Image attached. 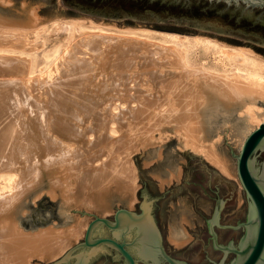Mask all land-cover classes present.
Masks as SVG:
<instances>
[{
  "label": "bare ground",
  "instance_id": "obj_1",
  "mask_svg": "<svg viewBox=\"0 0 264 264\" xmlns=\"http://www.w3.org/2000/svg\"><path fill=\"white\" fill-rule=\"evenodd\" d=\"M43 20L38 5L0 0V264L61 256L88 224L71 207L102 214L113 197L134 194L132 154L142 147L175 137L234 176L212 124L220 114L240 120L242 144L264 121V55L250 47L104 20ZM59 28L64 48L54 44L35 75L33 37ZM43 193L71 222L24 227L28 203Z\"/></svg>",
  "mask_w": 264,
  "mask_h": 264
},
{
  "label": "water",
  "instance_id": "obj_2",
  "mask_svg": "<svg viewBox=\"0 0 264 264\" xmlns=\"http://www.w3.org/2000/svg\"><path fill=\"white\" fill-rule=\"evenodd\" d=\"M170 1L188 3L189 0ZM208 1L222 2L224 8H229L239 17L249 16L256 21H264V16L258 17V11L254 10L255 8L264 9V0ZM260 147H264V121L256 125L246 135L238 153L233 154L236 159V170L239 181L251 198L254 207V211L251 212L250 219L246 223L248 225L247 231L240 239L238 248L219 244L212 224H210V232L214 246L221 248L225 253L233 251L236 254L235 258L229 264H264V167H262L259 173V164H255L252 158L253 154ZM143 149L144 147H142V153L134 155L140 180L144 184L140 189L143 195L140 207L144 209L143 212L137 214L126 208H118L114 211V220L105 216L90 214L93 218L87 224L82 239L83 241L81 240L74 244L61 256L46 264H122L119 262L113 263L106 256H102L101 254L109 252V250L100 245H106L117 250L125 258V264H135V259L127 250L126 246H132L136 242L140 243L137 254L143 258L150 257L154 260V257L158 259L161 256L168 264H185L184 262L190 264V261L197 262L194 259V255L196 251L201 250L200 248L202 246L207 245L206 232L196 230L191 222L185 221L186 219L183 216L178 217L181 219V222H179L181 223V228L171 227L170 223L174 216L166 211L161 218L162 232L159 234L150 215L149 209L152 208L150 205L152 202L150 195H157L167 191L177 194L165 198L163 208H168V206H172L174 203H190L191 200L185 199L186 193H197L200 191L198 185L205 184L209 178L210 180L214 179V181L215 179L222 181V178L205 163L202 155L178 152L175 147V139L163 143L160 146L146 149L145 156L140 159V156L143 154ZM173 182L175 183L172 185ZM186 182L189 184H183ZM178 185L180 187L176 189L175 186ZM235 186V182L232 181L231 184L222 186L221 192H235ZM181 193H184L183 198L178 195ZM183 208H179V210ZM134 226L137 228V233L132 241L127 242L125 239L118 241V237L120 238V235L118 236L119 230L124 229L125 232H128ZM93 235H112V237H94ZM192 236H198L201 243L187 246L183 249L174 248L171 245L172 242L177 246L183 245ZM161 237L166 249L179 256L184 262L166 253L161 244ZM151 241H154V243H151ZM154 264L159 263L157 260H154Z\"/></svg>",
  "mask_w": 264,
  "mask_h": 264
},
{
  "label": "flooded vegetation",
  "instance_id": "obj_3",
  "mask_svg": "<svg viewBox=\"0 0 264 264\" xmlns=\"http://www.w3.org/2000/svg\"><path fill=\"white\" fill-rule=\"evenodd\" d=\"M254 10L258 11L257 16L261 17L264 16V9L261 8H255ZM193 155H199L195 154L194 152L190 151ZM201 156V155H200ZM255 164H259L258 172L260 173L262 167H264V147H260L256 150V152L252 156ZM205 163L209 167L213 169L215 173L220 175L222 178L220 181L219 179H212L209 180L205 184H196L200 188V191L197 193H186V200H191L190 203H174L172 206H168V208H163L164 203L163 201L165 198L169 196H175L177 194L167 191L163 192L157 195H150L151 202V209L150 215L152 216L153 223L155 227L158 229L159 234H161V218L164 214V212L168 211L169 214L174 216L172 219V222L170 223L171 227L173 228H181V219L178 217L183 216L186 220L191 222L193 224V227L196 228V230H202L206 232L207 235V245L205 247L202 246L199 251L195 252L194 259H196L197 262L190 261V264H229L236 256V254L233 251L224 252L221 248H217L214 246L212 235L210 232V224H212L213 230L216 233L217 236V242L221 244L222 246H234L238 248L240 239L244 236V234L247 231L248 223L251 212L254 211V207L252 204V200L249 197V195L246 193L245 189L242 187V192L235 193L228 191L226 193L221 192L222 186L231 184L234 178L231 176H226L223 173L220 172V170L212 165L210 162L205 160L203 158ZM261 159V161H260ZM238 177V175H237ZM239 179V178H238ZM175 182L172 183V185ZM188 185L189 183H183ZM192 184V185H194ZM241 184V183H240ZM180 186H175L176 189H178ZM183 198L182 196L184 193L178 194ZM139 206V203L143 199V195L141 192L137 194L136 197ZM148 205V204H147ZM184 207L182 210H179V208ZM149 208V205H148ZM191 208V209H189ZM128 209V208H126ZM130 210V209H128ZM142 212L144 209H141ZM191 210V211H190ZM132 211V210H130ZM134 212V211H132ZM137 213V214H141ZM136 213V212H135ZM114 215V214H113ZM112 220H114V216L112 217ZM197 224L196 226H194ZM103 225V224H102ZM106 227L105 225H103ZM189 227V226H188ZM107 228V227H106ZM109 229V228H107ZM111 230V229H109ZM112 231V230H111ZM120 235V238L118 237V241H121L122 239H125V241L130 242L133 240V238L136 236L137 228L136 226L132 227L128 232H125L124 229L118 231ZM132 233V234H131ZM94 237L99 236H105V237H112V235H93ZM161 236V235H160ZM155 239V237H154ZM83 241V240H82ZM151 243H154V241ZM201 240L198 236H192L190 240H188L183 245L177 246L173 242L171 245L174 248H185L187 246H193L195 244H200ZM161 244L171 257L178 259L181 262H184L180 259L179 256L169 252L165 245L164 241L161 237ZM103 247H106L109 252L101 254L102 256H106V258L109 259L111 262H119L122 264H125V258L115 249L108 247L106 245H100ZM140 246V243L136 242L132 246H126L127 250L131 253L133 258L135 259V264H154V260L159 264H168L167 262L162 259L161 256L157 259L154 257V260L150 257L143 258L140 257L137 254L138 247ZM90 249V248H89ZM187 264L186 262H184Z\"/></svg>",
  "mask_w": 264,
  "mask_h": 264
},
{
  "label": "rangeland",
  "instance_id": "obj_4",
  "mask_svg": "<svg viewBox=\"0 0 264 264\" xmlns=\"http://www.w3.org/2000/svg\"><path fill=\"white\" fill-rule=\"evenodd\" d=\"M21 2H25L26 4L38 5L39 14L44 19L43 21H44V24L46 23L45 25H49L50 22L52 20H55V19L63 21V19L66 20L69 18H84V19L87 18V19H93L94 21L104 20V21L113 22L117 26H120V27L127 26V25H134V26L141 25V24H136L134 22H133V24H128L122 20H120V21L115 20V19H109L108 20V19H104V18H94V17L87 16V15L74 14V13H71L70 11H68L62 5L61 0H55V1H53V0H12L13 5L17 6V7L20 6ZM141 26H144V25H141ZM144 27H148V26H144ZM149 28L153 29L152 27H149ZM154 29H156V28H154ZM158 30H161V29H158ZM47 31H49V30H47ZM47 31L43 34H40L37 37H33L34 39H33L32 45H36V47H37V45L39 44L38 48H30L29 47L30 50H28V52H29L28 54H29L30 58H32L31 61H33L35 59L34 62H32V69H33V72L35 73V75L39 74L38 69L45 67L46 64L49 65L50 62L52 61V57H53L52 52H53L54 46L59 44L60 48H64V46L66 44L65 40H66L67 34L63 28L62 29L59 28L58 31L57 30H52L49 32H47ZM162 31H167V30H162ZM172 32L181 33V32H176V31H172ZM185 34L204 35L207 37L214 38L215 40L224 41L225 43L230 44V45L247 46V47H250L251 49H253L255 52H257L261 55H264V45H260V44H239V43L229 42V41H227V40H225V39H223L217 35H209V34L202 33V32L185 33ZM29 46H31V45H29ZM47 57H49V58L47 59ZM49 59H50V61H49ZM66 69H67V67L63 65V67L61 66V68L59 69L60 71L58 70L55 74L61 75V76H59L61 78L65 77L66 76V73H65ZM62 70H64V72ZM71 72H73V71H71ZM34 73L32 75H34ZM213 124H212L213 133H215L216 135H219L220 143H221L220 146H222L221 149L224 151L226 157L228 158V160L230 161V163L232 164V167L234 169V176H231V177L234 178L233 181L236 184V186L234 187V190L238 194V193L242 192L243 190H242L240 181L237 177L236 159L233 156V154H237L239 151V148H240L239 144H241V141L236 140V134L240 129L243 128L242 124H241L240 120H236L235 118H230V121L229 120L224 121L223 114H220L219 116H217ZM172 139H175V147H176L178 152L190 153L189 150L180 148L179 143L175 137H170V138H167L166 140H163L162 142L156 143L154 145H149L146 148H144L143 154L140 156V159H142L145 156L146 149H148L150 147L160 146L163 143H167ZM140 153H142V149L138 150L132 154V157H133L132 159H133L134 165H135L136 170H137V188L135 189V192L133 195L128 194L127 197H125V198L113 197L111 199V202H110L109 212H105V213L103 212L101 214V211L99 212L96 209H87L83 206L82 207H77V206L74 207L73 206L70 208V210H69L70 212H68L69 216L72 215L75 217H79L81 219L86 218L87 220L86 219L85 220L88 223L93 218L92 215H90V214H97L98 216H105V217L112 220L114 211L118 208H128V209H130L136 213L142 212V210H141L142 208L140 207L141 202L139 203V206H138L137 205L138 203H136V201H137L136 197H137V194L140 192V189L144 186V184L140 180L139 170H138L136 161L134 159V155L140 154ZM133 197H135V199L131 200V198L133 199ZM28 204L29 205H28V209H27L26 213L24 214V216L22 215V217H21L22 223L26 229H36L38 227H46L49 224H51L53 221L58 222L59 224H65L67 221L71 222V219L68 216H66L63 208L60 207V200L58 198L51 199V198H49V196L47 194L43 193L37 199L35 204L34 203L32 204L31 202H29ZM130 204H132V205H130ZM83 235L84 234H82L81 236L79 235V237L75 241H72V243L68 247H66L65 251L68 248H70L71 246H73L74 244L80 242L83 239ZM48 262H50V261H48ZM48 262H41L40 264H46Z\"/></svg>",
  "mask_w": 264,
  "mask_h": 264
},
{
  "label": "trees",
  "instance_id": "obj_5",
  "mask_svg": "<svg viewBox=\"0 0 264 264\" xmlns=\"http://www.w3.org/2000/svg\"><path fill=\"white\" fill-rule=\"evenodd\" d=\"M55 1V0H53ZM71 13L122 20L128 24L217 35L239 44H264V21L239 17L222 2L189 0H61Z\"/></svg>",
  "mask_w": 264,
  "mask_h": 264
}]
</instances>
